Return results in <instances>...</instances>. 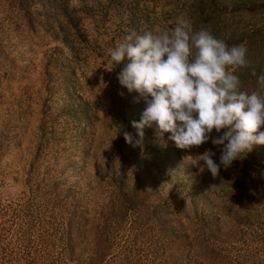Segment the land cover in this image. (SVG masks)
Returning <instances> with one entry per match:
<instances>
[{
	"label": "rangeland",
	"instance_id": "obj_1",
	"mask_svg": "<svg viewBox=\"0 0 264 264\" xmlns=\"http://www.w3.org/2000/svg\"><path fill=\"white\" fill-rule=\"evenodd\" d=\"M237 2L0 0V264H264V150L213 178L211 140L180 150L146 128L133 146L146 104L110 63L131 31L184 19L248 49Z\"/></svg>",
	"mask_w": 264,
	"mask_h": 264
},
{
	"label": "clouds",
	"instance_id": "obj_2",
	"mask_svg": "<svg viewBox=\"0 0 264 264\" xmlns=\"http://www.w3.org/2000/svg\"><path fill=\"white\" fill-rule=\"evenodd\" d=\"M247 53L246 44L230 46L207 28L194 31L187 19L171 30L124 36L110 51V63L114 67L127 60L117 80L146 104L139 121L131 122L140 139L133 144L125 131V141L139 145L146 128L154 129L162 146L168 133L180 150L211 140L222 146L219 164L211 150L198 157L203 162L200 172L207 169L213 178L221 166L227 169L254 146H264V72L251 71L258 86L251 92L242 89L236 74L248 67ZM115 128L118 133L120 128Z\"/></svg>",
	"mask_w": 264,
	"mask_h": 264
},
{
	"label": "trees",
	"instance_id": "obj_3",
	"mask_svg": "<svg viewBox=\"0 0 264 264\" xmlns=\"http://www.w3.org/2000/svg\"><path fill=\"white\" fill-rule=\"evenodd\" d=\"M235 14L237 28L231 29V33L232 31H237V35L249 42L247 53L249 65L243 68L242 71L246 70L248 76L254 81L256 77L251 75L253 69H255L257 75L264 72V0H238ZM245 17L249 20L258 21L259 26L253 25L247 34L242 37L244 29L239 28L238 24ZM259 148L264 150V146H260Z\"/></svg>",
	"mask_w": 264,
	"mask_h": 264
}]
</instances>
